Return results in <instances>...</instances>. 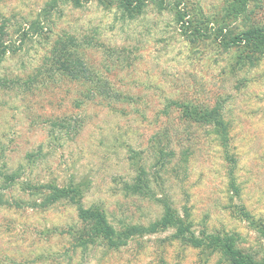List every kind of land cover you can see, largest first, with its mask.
I'll list each match as a JSON object with an SVG mask.
<instances>
[{
    "label": "rangeland",
    "instance_id": "obj_1",
    "mask_svg": "<svg viewBox=\"0 0 264 264\" xmlns=\"http://www.w3.org/2000/svg\"><path fill=\"white\" fill-rule=\"evenodd\" d=\"M107 1L0 0L9 45L0 61V264H225L172 239L171 229L136 235L117 251L73 249L67 231L82 225L77 205L46 200L50 189L33 185L79 187V205L102 210L117 230L159 219L157 200L168 197L187 209L195 231L230 233L263 257L264 241L238 210L264 222V54L234 66L239 51L215 35L192 36L174 13H201L208 30L223 25L228 39L264 29V0L229 18L230 0H151L131 19ZM68 37L79 43L75 51L86 66L127 101L95 97L78 80L50 71L54 42ZM217 103L234 163L224 160L207 122L189 119ZM63 118L69 128L51 125ZM139 167L158 173L150 199L125 192ZM11 174L15 181H5Z\"/></svg>",
    "mask_w": 264,
    "mask_h": 264
},
{
    "label": "trees",
    "instance_id": "obj_2",
    "mask_svg": "<svg viewBox=\"0 0 264 264\" xmlns=\"http://www.w3.org/2000/svg\"><path fill=\"white\" fill-rule=\"evenodd\" d=\"M58 0H51L50 6L56 5ZM71 1L77 3L80 0H61ZM251 0H230L229 9L224 18H229L231 15H238L241 11L246 9V5ZM103 5L108 6L107 0H99ZM151 0H115L116 7L120 11L122 17L128 16V19L142 12ZM201 13L194 12L193 14L186 11L185 8H177L174 17L176 21L181 24V27L188 30L192 36L203 38L207 35H215V37L224 38L223 42L228 45V48L239 51L234 57L233 65L245 64L246 60L255 58L256 56L264 54V29L250 28L245 31L226 38L228 35L227 29L220 25L207 29V21L204 22L200 18ZM194 17L198 19L194 20ZM125 18V17H124ZM198 20V21H197ZM226 20V19H224ZM222 19V23L224 22ZM3 26H0V61L8 53L9 45L2 41L4 34ZM68 41L69 44L68 45ZM89 44V43H87ZM79 45L74 37L67 39H58L54 42L52 49L47 57L51 64L50 71H56L61 76H67L71 81H79V83L86 86L87 91L95 97H104V99H113L114 101H127V97L123 93L116 91L106 80L95 71L91 70L82 58L76 54ZM70 46V47H68ZM74 48V49H72ZM59 51V52H58ZM59 53L58 58L56 55ZM245 54V55H244ZM250 59V60H251ZM36 74L22 82L23 86H29L34 81ZM189 105L183 106L184 109ZM190 120L201 123L207 122L212 129L210 133L214 136L218 146L222 149L223 158L228 163H234L235 159L230 153V130L228 122L225 120L221 112V103H217L213 107L200 109ZM70 120L59 119L51 122L53 127L65 126L69 128ZM166 138V143L171 146L172 140L165 136L168 132L162 133ZM173 147V146H172ZM171 158V153L169 154ZM173 156V155H172ZM181 158L186 164L188 161V154L182 153ZM161 164L164 166L168 160L161 157ZM228 177L231 179V187L234 191H238L235 184L234 172L232 169L228 172ZM5 181L14 182L15 175H4ZM158 173L150 176L142 167L138 168L137 175L130 183H126L125 192L132 196H139L142 198H152L153 190L151 185L157 183ZM35 185L29 186L34 190L50 189V194L47 195L46 200H53L52 202L64 200L71 204L77 205V219L82 225H74L69 228L67 233L72 240V248H80L81 251L101 247L105 250L117 251L129 243V241L136 235L144 234L151 235L160 231L168 229L172 230V239L183 243L193 249L202 250L208 254H218L225 261V264H264V256L256 257L249 251L239 247L237 239L230 233H208L206 231H195L193 223L189 218V213L186 208L183 211L177 209L168 197L158 199L157 201L162 205L163 212L159 219L148 223L147 225H125L121 229H115L107 220L104 212L97 207L91 209L82 208L79 204L81 201L82 192L79 187H62L56 188L52 185L46 187ZM3 193L0 192V205L3 204ZM182 212V213H181ZM239 219L246 222L248 226L264 241V222L261 219L254 218L244 207L238 210Z\"/></svg>",
    "mask_w": 264,
    "mask_h": 264
}]
</instances>
